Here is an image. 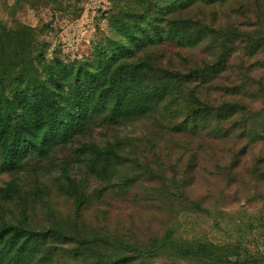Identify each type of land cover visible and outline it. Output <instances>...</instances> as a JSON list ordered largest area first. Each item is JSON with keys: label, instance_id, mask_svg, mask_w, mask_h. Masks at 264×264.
<instances>
[{"label": "trees", "instance_id": "obj_1", "mask_svg": "<svg viewBox=\"0 0 264 264\" xmlns=\"http://www.w3.org/2000/svg\"><path fill=\"white\" fill-rule=\"evenodd\" d=\"M109 1L111 37L75 63L48 58L33 27L0 23L1 170L19 182L30 160L62 152L58 183L73 197V216L40 225L27 219L25 195L23 217L0 221V264H264L241 242L188 238L179 224L184 211L203 209L190 191L204 180L205 157L233 180L250 153L249 171L264 174V0ZM135 121L146 142L88 141ZM38 176L47 215L52 193ZM16 182L1 189L6 198H23ZM109 193L123 195L124 217L151 193L162 207L157 195L169 194V218L144 230V216L136 224L128 212L132 230L112 227L101 203Z\"/></svg>", "mask_w": 264, "mask_h": 264}, {"label": "rangeland", "instance_id": "obj_2", "mask_svg": "<svg viewBox=\"0 0 264 264\" xmlns=\"http://www.w3.org/2000/svg\"><path fill=\"white\" fill-rule=\"evenodd\" d=\"M109 9V0H0V23L9 27L20 22L33 27L37 34V47L40 50L45 48L44 52L48 58H61L64 64L75 63L90 58L96 46L107 44L111 37ZM90 135L88 141L93 139L114 141L118 136L138 138L139 135L142 137L139 143L146 142L145 138L150 137H145L146 127L139 121L126 124L118 131H108L105 136L98 131H93ZM62 155V152H57L56 155L44 160H30L27 164L28 170L19 182H16L15 176L1 170L0 160V221L13 220L14 216L23 217L21 206L24 205L25 195H28L32 206L28 211L29 221L46 225L55 218L73 216V197L58 183ZM250 155V153L244 155L237 167L239 173L233 180L224 178L223 171L216 169L210 162V156L205 157L204 180L191 186L190 191L192 198L199 196L205 198L203 209H188L181 215L179 224L185 236L208 239L216 244L241 242L253 253L259 252L264 255L261 237L264 235V174L257 179L253 172L249 171ZM166 168L170 170L169 166ZM72 172L80 178L82 168L76 167ZM87 173V168L83 167L82 176L86 177ZM34 174L39 175V178L50 185L52 195L48 201L51 204V212L47 215L41 213L45 210L44 202H39L40 195L34 191ZM171 174L170 171L168 176ZM24 179L29 180L24 185L19 184ZM169 179L170 177L167 178L168 182ZM14 181L21 190L20 193L17 188L19 191L14 192V195L21 194L23 197L21 199L6 198L7 194L1 191ZM99 183L98 180H94L92 185ZM106 185L108 186V182L102 181V186ZM122 196L109 193L103 196L105 201L101 202L102 209L109 210L108 225L112 227L119 225L132 230L126 221L129 218L128 212H132V219L136 224L139 223L141 215L144 216L146 225L142 227L144 230L152 227L148 223L159 226L169 218L171 210L169 194L157 195V198L165 199L162 207L153 206L150 201L153 196L151 193L146 200L133 203V209L127 210L125 217L120 206ZM96 206L85 210L89 228L97 227ZM123 219L126 220L122 222Z\"/></svg>", "mask_w": 264, "mask_h": 264}]
</instances>
